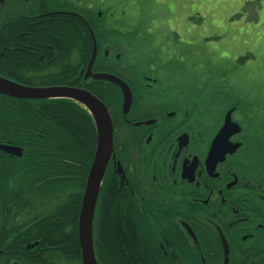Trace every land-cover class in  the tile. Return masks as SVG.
Here are the masks:
<instances>
[{"label":"flooded vegetation","instance_id":"1","mask_svg":"<svg viewBox=\"0 0 264 264\" xmlns=\"http://www.w3.org/2000/svg\"><path fill=\"white\" fill-rule=\"evenodd\" d=\"M82 4L16 0L0 7V24L7 26L11 14H59L69 21L81 19L92 31L105 27ZM96 43L97 56L116 60V71L108 73L123 79L132 92L125 112L120 86L102 80L107 101L115 106L111 110L105 101L114 125V150L95 205L97 263L122 264L119 255L126 247V253L133 249L145 255L146 264H264V92L183 88L179 78L159 73L160 57H141L151 62L141 70L140 60L119 64L121 52L109 41ZM86 72L87 67L80 75L85 78ZM0 144L20 147L11 139H0ZM21 156L0 149V163ZM5 190L3 184L0 202ZM27 206L32 204L16 206V216L7 215L10 207L0 213L5 238L0 264H84L80 243L78 255L71 233L58 236L48 222L53 202L34 207L33 222ZM57 238L64 243L56 244Z\"/></svg>","mask_w":264,"mask_h":264},{"label":"trees","instance_id":"2","mask_svg":"<svg viewBox=\"0 0 264 264\" xmlns=\"http://www.w3.org/2000/svg\"><path fill=\"white\" fill-rule=\"evenodd\" d=\"M10 2L15 5L16 0H0V7ZM7 16V26L0 24V76L29 86L85 88L104 103L107 101L109 92L104 81L80 75L93 54L90 28L81 19L69 21L59 14ZM93 32L99 45L110 39L106 27ZM93 71L115 72L116 67L97 56ZM107 102L114 109V104ZM0 139H11L22 148L20 158L0 163V190L6 185L0 213L4 215V208L10 207L7 215L16 216V206L32 204L27 206V216L33 222L37 216L34 207L53 202L47 220L58 236L71 233L70 241L77 245L79 255L78 220L97 143L95 121L89 110L69 98L28 100L0 94ZM37 200L45 204L39 205ZM4 240L0 236V245ZM55 240L56 244L64 243L62 238ZM124 251L119 255L122 264H146L140 252L132 249L126 253V247Z\"/></svg>","mask_w":264,"mask_h":264},{"label":"rangeland","instance_id":"3","mask_svg":"<svg viewBox=\"0 0 264 264\" xmlns=\"http://www.w3.org/2000/svg\"><path fill=\"white\" fill-rule=\"evenodd\" d=\"M83 1L108 28L119 64L140 60L147 70L151 62L141 57H160L159 73L183 88L264 92V19L252 21L261 0Z\"/></svg>","mask_w":264,"mask_h":264},{"label":"water","instance_id":"4","mask_svg":"<svg viewBox=\"0 0 264 264\" xmlns=\"http://www.w3.org/2000/svg\"><path fill=\"white\" fill-rule=\"evenodd\" d=\"M90 31L94 40V50L85 78L91 77L95 80H106L120 86L125 98L123 109L125 112H128L132 102V92L129 85L114 74L93 72V65L97 56V43L93 31ZM0 94L28 100L69 98L83 104L93 116L97 131V143L82 199L78 220V233L83 263L98 264L93 244L94 212L101 182L114 150V125L107 105L97 95L85 88L72 86H29L2 76H0ZM0 149L13 155H22V148L20 147L0 144Z\"/></svg>","mask_w":264,"mask_h":264},{"label":"crops","instance_id":"5","mask_svg":"<svg viewBox=\"0 0 264 264\" xmlns=\"http://www.w3.org/2000/svg\"><path fill=\"white\" fill-rule=\"evenodd\" d=\"M263 8H264V0H261V4L258 5L257 10H256L257 17H256V19H252V21H254L255 24H259V22H260L262 19H264V17H262V18L260 17V13H261V11L263 10Z\"/></svg>","mask_w":264,"mask_h":264}]
</instances>
